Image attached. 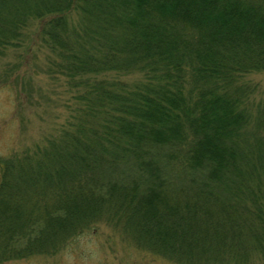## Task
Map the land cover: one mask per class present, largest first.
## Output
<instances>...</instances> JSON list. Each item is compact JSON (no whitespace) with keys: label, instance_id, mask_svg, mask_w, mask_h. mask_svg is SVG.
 <instances>
[{"label":"trees","instance_id":"obj_1","mask_svg":"<svg viewBox=\"0 0 264 264\" xmlns=\"http://www.w3.org/2000/svg\"><path fill=\"white\" fill-rule=\"evenodd\" d=\"M260 73L264 0H0V89L41 74L64 112L0 156V258L102 224L177 264H264Z\"/></svg>","mask_w":264,"mask_h":264},{"label":"rangeland","instance_id":"obj_2","mask_svg":"<svg viewBox=\"0 0 264 264\" xmlns=\"http://www.w3.org/2000/svg\"><path fill=\"white\" fill-rule=\"evenodd\" d=\"M10 58L13 60L14 55L11 57L10 54L9 61H11ZM19 74H22V72H19ZM11 77L9 78L10 82H12ZM250 79L252 82L259 83L258 98L264 96V73L252 75ZM20 83L23 90H19L17 87L20 95L19 102L16 100V95H14L11 86L0 89V156L2 157L11 156L15 152L40 141L42 136L50 131L51 123L57 122L53 119L52 109V107L57 106L56 102L55 104H48L44 98L49 87V82L45 76L38 74V76L33 77V85L28 80H21ZM28 83L31 87V97L24 95ZM22 102H25L24 106L21 105ZM55 113L61 121L64 115L63 110L59 108ZM0 264L177 263L153 254L146 249L137 248L121 234L99 224L94 230H89L82 236L71 240L66 247L55 254L35 255L27 259L13 261H4L0 258Z\"/></svg>","mask_w":264,"mask_h":264}]
</instances>
